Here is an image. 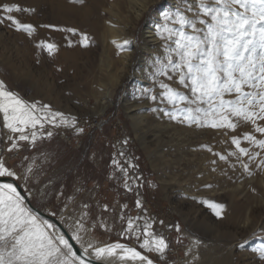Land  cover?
Returning <instances> with one entry per match:
<instances>
[{
  "label": "rangeland",
  "instance_id": "obj_1",
  "mask_svg": "<svg viewBox=\"0 0 264 264\" xmlns=\"http://www.w3.org/2000/svg\"><path fill=\"white\" fill-rule=\"evenodd\" d=\"M142 1L7 0L34 9L15 15L36 31L29 37L0 25V81L23 100L47 104L76 120L74 126L45 124L37 130L35 144L17 141L18 147L8 151L9 137L19 134L3 126L0 114V158L21 177L18 183L27 194L32 192L36 206L63 218L69 231V224L82 219L94 243L127 244L155 264H264L254 251L264 247V168L258 167L264 151L241 139L242 147L260 156L249 161L229 155L236 152L231 136L252 131L250 124L241 123L225 134L178 123L164 114L172 108L159 97V81H174L154 77L155 60L164 56L156 27L163 23L162 13L175 11L182 0H154L136 17ZM69 27L77 34L57 30ZM110 27L131 41L129 58L121 59L107 41ZM80 33L87 34V47L80 44ZM41 40L57 46L52 55L36 47ZM145 89L151 92L144 94ZM152 94L158 96L156 101L149 98ZM134 114L140 116L139 125ZM77 127L84 131L77 133ZM47 130L53 132L51 137ZM241 160L249 164L251 175ZM204 200L224 205L220 218ZM129 218L141 229L147 220L152 231L166 239L163 257L139 248L135 236L129 238Z\"/></svg>",
  "mask_w": 264,
  "mask_h": 264
},
{
  "label": "snow or ice",
  "instance_id": "obj_2",
  "mask_svg": "<svg viewBox=\"0 0 264 264\" xmlns=\"http://www.w3.org/2000/svg\"><path fill=\"white\" fill-rule=\"evenodd\" d=\"M70 2L83 4L84 0ZM33 11L3 0L0 2V25L32 37L36 28L22 22L15 14ZM162 21L156 27V35L164 41V56L155 60L154 77L162 76L167 81H174V84L159 81V97L172 108L164 114L178 123L225 130V134L227 131L235 132L241 123L250 124L252 131L243 133L242 137L231 136L236 152L229 155H236L238 160L247 157L249 161H254L261 153L242 147L241 139L264 151V139H258L254 134L264 136V0H182V6L175 11L162 13ZM57 30L77 34V29L71 27ZM80 37V44L87 47V34L80 33ZM129 43L125 40L123 45L117 44V48ZM36 47L52 55L57 46L41 40ZM150 92V89L144 90V94ZM149 98L156 101L158 96L152 94ZM0 114L3 115V126L11 133L19 134L15 138L9 137L11 147L8 151L18 147L17 141L35 144L39 138L37 130L44 129L45 124L53 127L74 126L76 120L63 112L53 111L47 104L23 100L9 91L3 81H0ZM83 131L76 128L77 133ZM46 134L51 137L53 132L47 130ZM208 151L212 149L208 148ZM121 155L124 153L121 152ZM215 155H219L221 160L225 159L219 153ZM113 164L127 175V169L117 160L113 159ZM241 167L251 175L247 162L241 160ZM258 167L264 168V160L260 161ZM27 171L31 172V167ZM0 178L13 181L0 182V264H93V258L100 261L116 255L117 250L122 253V261L154 264L148 255L127 244L94 243L93 239L88 238L91 230L85 228L82 219L69 224L70 238L82 250L77 254L69 239H66V234L55 223L43 219L27 206L25 197L14 183L21 177L7 165L4 158H0ZM23 179L27 180V176ZM125 187H128L127 183ZM202 203L217 218L221 217L224 205L209 200ZM136 206L141 207L139 200ZM50 215L55 216L56 213L50 212ZM61 220L66 222L63 218ZM101 227L106 225L102 224ZM176 228L180 230L179 225ZM125 233L129 238L135 236L140 241L139 248L148 253L163 257L168 248L166 239L154 233L152 224L147 220L141 229L129 218ZM254 251L264 260V247Z\"/></svg>",
  "mask_w": 264,
  "mask_h": 264
},
{
  "label": "bare ground",
  "instance_id": "obj_3",
  "mask_svg": "<svg viewBox=\"0 0 264 264\" xmlns=\"http://www.w3.org/2000/svg\"><path fill=\"white\" fill-rule=\"evenodd\" d=\"M151 2H154V0H145V1H142V3L140 4V6L137 9L136 17H139L144 12V10L147 8L148 4L151 3ZM147 28H150V26H147ZM108 29H109V32H108L109 33V40H107V41L109 42V44L111 46H113L114 48H116L120 52L121 59L122 58L125 59L127 57L129 58L130 52L128 51V48L127 47H130L131 41H129L130 43L128 45H124L122 48H117V44L123 45V42L125 40L128 41V38H123L122 36H120L118 33H116L114 31V29L112 27H110ZM146 33H149L148 36H152V31L151 30L146 31ZM113 41H115L116 43L114 44ZM107 52H108V47L106 45V46H104L103 53H104L105 58L108 60V53ZM123 64H124V62H123ZM119 78H120L119 76H115V81H119L118 80ZM133 118H135V121H134L135 122V125H139V123L142 122L141 119H140L139 114L138 115L134 114ZM26 195L29 198H31L32 192L31 193H28V194L26 193ZM247 219H248V216H247ZM62 224H63V222H62ZM68 232H69V230H68ZM70 235H71V233H70ZM120 254L121 253L119 252V250H117V254L116 255L111 256V257H105L104 259L100 260L99 262L102 263V264H139V262H133V261H127V262H125V261H122L120 259ZM248 257H250V256H248ZM251 260H253V259H251ZM247 264H252V261H251V263H247Z\"/></svg>",
  "mask_w": 264,
  "mask_h": 264
},
{
  "label": "water",
  "instance_id": "obj_4",
  "mask_svg": "<svg viewBox=\"0 0 264 264\" xmlns=\"http://www.w3.org/2000/svg\"><path fill=\"white\" fill-rule=\"evenodd\" d=\"M0 182H13L11 181L10 178H0ZM14 183L16 185H18V191L25 197V203L27 204L28 207H30L33 211H35L39 216H41L43 219H47L50 220L52 223H55L57 225L58 228H60V230L66 234V239H69V242L73 245V250L77 252V254H80V252L82 251L79 247L78 244H76L75 241L71 240V235L68 232V230L66 229V227L62 224L61 220L58 217H54L52 215H50L49 213H47L46 211H44L43 209H40L38 206H36L31 198H29L26 195V191L23 189V187L18 183V181H14ZM93 264H102L99 261L95 260V258H93Z\"/></svg>",
  "mask_w": 264,
  "mask_h": 264
},
{
  "label": "built area",
  "instance_id": "obj_5",
  "mask_svg": "<svg viewBox=\"0 0 264 264\" xmlns=\"http://www.w3.org/2000/svg\"><path fill=\"white\" fill-rule=\"evenodd\" d=\"M145 211H146V210H145ZM146 212H147V211H146ZM142 220H144V219H142ZM172 231L175 232V229H173ZM164 235H165V236H168V238H171V236L169 235V232H165ZM168 238H167V239H168Z\"/></svg>",
  "mask_w": 264,
  "mask_h": 264
},
{
  "label": "crops",
  "instance_id": "obj_6",
  "mask_svg": "<svg viewBox=\"0 0 264 264\" xmlns=\"http://www.w3.org/2000/svg\"><path fill=\"white\" fill-rule=\"evenodd\" d=\"M64 224V223H63ZM66 227V226H65ZM67 229V228H66ZM68 230V229H67ZM70 232V231H69ZM93 239H95V238H93ZM105 241H107V240H98V242H100V243H105Z\"/></svg>",
  "mask_w": 264,
  "mask_h": 264
},
{
  "label": "trees",
  "instance_id": "obj_7",
  "mask_svg": "<svg viewBox=\"0 0 264 264\" xmlns=\"http://www.w3.org/2000/svg\"><path fill=\"white\" fill-rule=\"evenodd\" d=\"M34 203V202H33ZM35 204V203H34Z\"/></svg>",
  "mask_w": 264,
  "mask_h": 264
}]
</instances>
